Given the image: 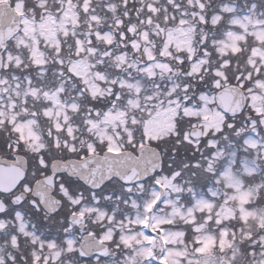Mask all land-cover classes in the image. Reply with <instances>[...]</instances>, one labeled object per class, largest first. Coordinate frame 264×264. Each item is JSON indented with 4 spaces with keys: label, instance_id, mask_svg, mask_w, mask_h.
Returning <instances> with one entry per match:
<instances>
[{
    "label": "snow or ice",
    "instance_id": "snow-or-ice-1",
    "mask_svg": "<svg viewBox=\"0 0 264 264\" xmlns=\"http://www.w3.org/2000/svg\"><path fill=\"white\" fill-rule=\"evenodd\" d=\"M0 264H264V0H0Z\"/></svg>",
    "mask_w": 264,
    "mask_h": 264
}]
</instances>
